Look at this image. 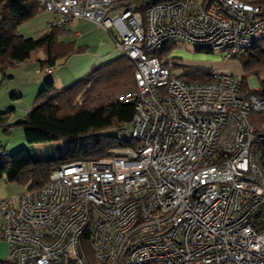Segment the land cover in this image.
<instances>
[{
  "label": "built area",
  "instance_id": "2783aa9c",
  "mask_svg": "<svg viewBox=\"0 0 264 264\" xmlns=\"http://www.w3.org/2000/svg\"><path fill=\"white\" fill-rule=\"evenodd\" d=\"M141 1L36 0L53 16L48 30L88 20L134 62L135 86L118 100L133 105L119 133L136 143L67 161L39 190L0 199L15 264H264L259 80L187 82L153 56L172 41L231 58L264 38V11L244 0ZM87 231L91 258L78 249Z\"/></svg>",
  "mask_w": 264,
  "mask_h": 264
},
{
  "label": "trees",
  "instance_id": "16d2710c",
  "mask_svg": "<svg viewBox=\"0 0 264 264\" xmlns=\"http://www.w3.org/2000/svg\"><path fill=\"white\" fill-rule=\"evenodd\" d=\"M159 1L165 0H142L140 5ZM257 1L259 0H254ZM261 7L264 11V7ZM39 9L36 0H0V82L9 77L6 68L27 59L31 51L43 48L46 59L41 63L48 66L59 56H67L68 53L83 48L72 50L71 41L59 40L63 31L57 28L35 37H24L20 34L18 25L37 14ZM108 33L113 36L111 32ZM177 45L175 42L165 41L153 56L184 81H213L214 72L207 68L181 62L170 64V54ZM55 47H61V50L55 52ZM195 51L213 52L201 47H196ZM235 57L240 59L239 76L244 88L247 87L250 76L257 77V94L264 97V38L231 58ZM176 70L179 71L175 72ZM134 71V62L119 54L106 63L90 67L78 80L62 88H56L51 79H46L29 111L13 122H8L11 110L0 109V128L4 134H9L13 126H18L22 128L29 145L61 140H68L70 144L68 156L61 155L48 160H33L27 147H21L11 154L0 149V179L27 184L26 191L39 190L47 181L50 172L67 161L99 159L107 155L110 149L135 146L136 141L131 137L119 136L124 134L119 133V130L129 126L134 112L133 105L118 100L120 94L134 88ZM108 129L112 132L105 133ZM88 232L81 234L78 249L80 256L91 258ZM0 264L15 262L9 259Z\"/></svg>",
  "mask_w": 264,
  "mask_h": 264
},
{
  "label": "crops",
  "instance_id": "0c3cea01",
  "mask_svg": "<svg viewBox=\"0 0 264 264\" xmlns=\"http://www.w3.org/2000/svg\"><path fill=\"white\" fill-rule=\"evenodd\" d=\"M252 3H256L264 7V0H259ZM52 17L53 16L51 14V18H49L45 24L46 31H48L47 23L52 19ZM86 21L90 22L85 19H78L72 24L68 25L65 29H60L63 32L61 33L59 40H62L64 42L71 41L72 50L77 47L83 48L79 51L70 52L68 53V55L66 54L67 56H65L64 54L56 58L53 61L52 65H48L49 67H51L50 73H46L44 71V67H46L47 64H44V66L41 63V61H44L46 59V53L43 48L31 51L27 59L13 65L17 67L18 72L23 73L24 70V73L23 76L16 77L14 73H8L9 77H7L5 81L8 82V85L3 91H0V109L11 110L8 122H13L14 120L24 116L29 111L34 103V99L38 90L41 88L46 79H51L56 88H62L78 80L90 69V67L106 63L119 55V53L115 49L114 40L110 34L109 35L112 39L108 37H96V39H94V36H92L90 39L87 38V40H84L81 43L76 42L72 35L75 37H80L81 33L78 29H76L75 25L77 22L79 23ZM108 40H112L114 48L109 45ZM54 50L55 52H58L61 50V47H59V49L55 47ZM114 51L117 54H114ZM21 67L23 69H21ZM37 70H40V72H37ZM42 72L48 75L42 76ZM20 114L21 116H18ZM9 134H12L11 130ZM1 138L3 137L1 136ZM1 138L0 142L3 141ZM18 138L20 140L19 144L24 143L23 133L21 131H18ZM12 183L13 182H8L3 178L0 179V199L8 198L11 196H9V191L12 190ZM1 231L2 216L0 214V262H3L9 260L10 258L9 247L8 244L2 239Z\"/></svg>",
  "mask_w": 264,
  "mask_h": 264
},
{
  "label": "rangeland",
  "instance_id": "374dc122",
  "mask_svg": "<svg viewBox=\"0 0 264 264\" xmlns=\"http://www.w3.org/2000/svg\"><path fill=\"white\" fill-rule=\"evenodd\" d=\"M244 1L254 2V0H244ZM49 18H51L50 12L39 9L37 14L26 20H23L18 25L17 30L24 37L38 36L39 34L43 33L44 30L46 31L45 24ZM75 27L81 33L80 37H75L72 35V37L76 40L77 43H81L84 40H87V38L90 39L92 36H94V39H96V37H108L112 39L107 31L87 21L79 22V23L77 22ZM108 41H109V45L113 47L112 40H108ZM195 48H196L195 45L187 42L178 43L177 47L170 54L171 55L170 60L168 59L170 61V64L175 65L177 62H181L186 65L204 67L211 70L212 72H229L236 75H240L241 65H240V59L238 57L223 59L221 55L216 51H213L211 53H206L204 51H195ZM113 53L117 54L115 51ZM21 69L23 68L21 67ZM17 70L18 69L16 66H8L5 71L7 75H9L8 73H14L15 77L23 76L24 70L23 73H20ZM178 71L179 70H176L175 72ZM41 75L46 76L48 74H44L42 72ZM1 76L2 75H0V78ZM6 79L7 77L3 79L4 82L3 80L0 82V91H3L8 85V82H5ZM18 116H21V114ZM11 131L12 134H4L2 129L0 128V138L1 136L3 137L1 138L3 141L0 142V149L2 148L3 150L5 149V152L7 154H11L12 152H14L15 150L21 147H27L30 156L33 160L37 158L43 160L55 159L61 155L68 156V151L70 147L68 140L39 142L29 145L27 144L25 138H23L24 143L19 144L20 140L18 138V131H21L23 133L22 128H18V126H13V128H11ZM110 132H112L110 129L105 131V133H110ZM119 136L121 138H129L130 132L126 130L122 136L121 135ZM11 188L12 190L9 191L10 192L9 196L12 194L19 195L27 190L28 185L21 184L19 182H13L11 184Z\"/></svg>",
  "mask_w": 264,
  "mask_h": 264
},
{
  "label": "bare ground",
  "instance_id": "6f19581e",
  "mask_svg": "<svg viewBox=\"0 0 264 264\" xmlns=\"http://www.w3.org/2000/svg\"><path fill=\"white\" fill-rule=\"evenodd\" d=\"M234 57V56H233Z\"/></svg>",
  "mask_w": 264,
  "mask_h": 264
}]
</instances>
